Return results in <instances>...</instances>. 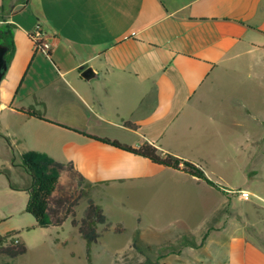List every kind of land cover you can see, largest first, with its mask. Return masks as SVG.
I'll list each match as a JSON object with an SVG mask.
<instances>
[{
	"label": "crops",
	"instance_id": "crops-1",
	"mask_svg": "<svg viewBox=\"0 0 264 264\" xmlns=\"http://www.w3.org/2000/svg\"><path fill=\"white\" fill-rule=\"evenodd\" d=\"M37 27L53 43L48 52L31 38ZM0 44L7 61L0 138L14 152L53 162L58 180L49 198L64 190L63 171L77 177L73 188L79 179L88 184L106 216L95 241L74 225L100 245L90 264H264L249 222L235 224V193L263 201L256 183L221 184L236 165L264 184V149L253 162L250 153L264 142V97L250 93L252 83L264 90V0H0ZM235 127H243L238 144L229 140ZM90 135L150 142L196 164L216 186ZM236 154L244 161L235 165ZM181 177L190 182L172 181ZM119 189L138 207L132 227L112 224L98 203ZM49 198L47 226L57 217ZM203 205L206 213L193 217Z\"/></svg>",
	"mask_w": 264,
	"mask_h": 264
},
{
	"label": "rangeland",
	"instance_id": "rangeland-1",
	"mask_svg": "<svg viewBox=\"0 0 264 264\" xmlns=\"http://www.w3.org/2000/svg\"><path fill=\"white\" fill-rule=\"evenodd\" d=\"M254 68L257 70L263 69L260 65ZM250 93L253 96L262 95L261 100L264 97V90L256 88L254 83L251 84ZM251 104L255 113L261 111V109L254 107V103ZM255 104H258L257 99ZM244 113L238 109L236 111V115L240 119L244 118ZM242 130L243 127H235V133L229 135V140L238 144V135ZM260 130L263 132V126H260ZM108 138L118 140L111 137ZM11 147L12 145H9L3 138H0V236H8L3 241V244L8 243L11 239L21 238L27 247V252L9 262H6L8 259L6 256L0 254V264H90L87 255L92 256L93 253L97 254L99 251L95 248H99L100 245L87 243L83 238L78 236L72 223V215H67L60 224L41 226L36 224L35 217L26 211L29 193L12 188L18 182L23 185H30L32 178L22 161L25 153L19 154L18 151L14 152ZM262 149H264V142L256 143L250 148V153L253 155L252 162L257 158L254 154L258 153L260 155ZM248 150L246 145L245 151ZM235 161L236 165L243 162L244 159L236 154ZM47 171H52V169L48 167ZM61 176L64 181V190L57 196L49 198V209L52 215L54 217H61L69 206L70 211L75 213V217L78 220V227L84 226L85 223L88 224V197H90L87 193L89 190L88 184L79 179L77 187L73 188L74 180L77 177L75 176L74 179L66 171H63ZM222 176L225 180L221 181V184L227 186H244L249 181L246 187L253 188V184L256 183L258 194L264 198V191H261V189H264L263 179H254L251 171H247L246 169L243 172L236 165L235 172H224ZM172 181L190 182L188 178L183 177L178 179L172 178ZM127 194L130 195V192L119 189L116 193L117 196L113 200L105 197L100 198V201L97 199L98 203L103 204L106 210H108L109 219L114 225H118L119 221H122L126 227H132L134 224L133 215L138 207L133 204L131 196L125 199L124 195ZM241 197L243 196L241 195ZM248 197L249 200L242 202L239 193H235L234 195L233 199L236 204L234 208L235 224H247L249 222L248 230L250 235L255 240L264 244V232L261 235L259 229H257L261 228L264 231V199L263 201L260 198L258 200L252 197V195ZM213 198L210 195L205 197L206 201H211ZM200 208L198 206L194 211H191V214L194 215L193 217H200L205 214L208 207L203 205ZM90 224L94 225L93 222ZM102 229L103 226L99 224L98 230ZM125 234H111V241L116 239L123 240V238H126ZM87 247L92 248V251L96 250V252H89L90 254H87ZM91 264H94V262L92 261Z\"/></svg>",
	"mask_w": 264,
	"mask_h": 264
},
{
	"label": "trees",
	"instance_id": "trees-1",
	"mask_svg": "<svg viewBox=\"0 0 264 264\" xmlns=\"http://www.w3.org/2000/svg\"><path fill=\"white\" fill-rule=\"evenodd\" d=\"M30 114L36 115L40 118L43 116L40 113L27 110ZM127 125L134 127L131 122H126ZM93 138H97L104 142L110 143L112 145L118 146L120 148L132 151L134 153L146 156L151 160L163 164L165 166H170L176 169H182L192 175L203 178L209 184L216 186V184L207 178L204 172L196 164L182 159L172 153H162L155 145L150 142H143L140 145L133 146L119 142L118 140H112L107 137H99L95 135H90ZM22 161L24 166L27 168L31 174V184L27 185V190L29 192V198L26 205V211L31 213L35 219L36 223L41 226L48 224L47 210H48V198L53 192L56 182L57 174L54 171H47L50 164L53 162L47 157L37 153V152H26ZM56 166H62L60 163L56 162ZM88 224L85 223L84 226H79L80 232L88 241H95L98 238V233L95 228V224L105 222L106 216L103 213L102 208L97 205L91 197H88ZM67 215H72L73 225L78 224V220L75 217V213L70 211L69 206L66 208L64 214L61 217H56L54 224H60ZM91 222L94 225L90 224ZM8 236H0V254L6 256V258H14L18 255L24 254L27 251V247L24 242L19 239H11L8 243L3 244ZM136 247H139L137 243H134ZM5 260V259H3ZM7 262V261H6ZM167 264V263H162Z\"/></svg>",
	"mask_w": 264,
	"mask_h": 264
},
{
	"label": "built area",
	"instance_id": "built-area-1",
	"mask_svg": "<svg viewBox=\"0 0 264 264\" xmlns=\"http://www.w3.org/2000/svg\"><path fill=\"white\" fill-rule=\"evenodd\" d=\"M31 38L35 42L36 46L39 49L44 50L45 52H48L51 48V45H53L52 42L45 41V39L43 38V32L39 27H37L36 31L31 35ZM242 196L244 198H248L249 193L247 191H243Z\"/></svg>",
	"mask_w": 264,
	"mask_h": 264
},
{
	"label": "water",
	"instance_id": "water-1",
	"mask_svg": "<svg viewBox=\"0 0 264 264\" xmlns=\"http://www.w3.org/2000/svg\"><path fill=\"white\" fill-rule=\"evenodd\" d=\"M5 51H6V47L2 44H0V80L2 79L3 77V74H4V71L6 69V65H7V61H6V58H5ZM93 73V69L92 67H86L83 72H82V75L85 77V78H91V75Z\"/></svg>",
	"mask_w": 264,
	"mask_h": 264
}]
</instances>
